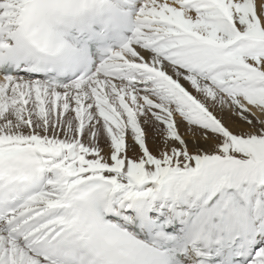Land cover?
<instances>
[{
  "label": "snow or ice",
  "instance_id": "1",
  "mask_svg": "<svg viewBox=\"0 0 264 264\" xmlns=\"http://www.w3.org/2000/svg\"><path fill=\"white\" fill-rule=\"evenodd\" d=\"M0 264H264V0H0Z\"/></svg>",
  "mask_w": 264,
  "mask_h": 264
},
{
  "label": "bare ground",
  "instance_id": "2",
  "mask_svg": "<svg viewBox=\"0 0 264 264\" xmlns=\"http://www.w3.org/2000/svg\"><path fill=\"white\" fill-rule=\"evenodd\" d=\"M218 115H221L220 113H217ZM223 119L225 122L233 128V130H239L242 127H246L241 121L233 117L230 113H223ZM147 131H148V142L150 148L153 150L154 153H158L160 147H162L161 137L158 134H155L153 128L146 125ZM180 131L185 136V139L189 143V148L191 150H196V148L204 147L207 148V145H205L204 141L202 140H194V138L191 136L190 133L187 132L186 126L184 124L180 125ZM102 143H104L102 141Z\"/></svg>",
  "mask_w": 264,
  "mask_h": 264
}]
</instances>
